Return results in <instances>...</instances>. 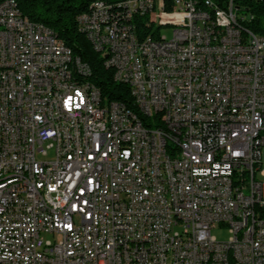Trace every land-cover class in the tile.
Masks as SVG:
<instances>
[{
	"label": "built area",
	"instance_id": "built-area-1",
	"mask_svg": "<svg viewBox=\"0 0 264 264\" xmlns=\"http://www.w3.org/2000/svg\"><path fill=\"white\" fill-rule=\"evenodd\" d=\"M190 1L76 16L136 110L75 80L67 59L89 66L0 4V264H264V34L250 27L264 0H207L229 20Z\"/></svg>",
	"mask_w": 264,
	"mask_h": 264
},
{
	"label": "trees",
	"instance_id": "trees-1",
	"mask_svg": "<svg viewBox=\"0 0 264 264\" xmlns=\"http://www.w3.org/2000/svg\"><path fill=\"white\" fill-rule=\"evenodd\" d=\"M23 14L32 21L39 22L52 29L64 44L70 48L71 55L86 63L90 72L85 70L81 73L74 67L72 76L75 80H87L91 85L98 88L108 100L121 101L136 110L130 91L124 84L116 83L112 77V69L105 67L104 57L91 45L86 35L77 27L76 16L79 13L87 12L96 0H15ZM103 3L115 0H99ZM205 0H198L204 7L212 10L213 6L205 5ZM222 1V0H219ZM255 18L250 27L254 32L264 34V4L252 3ZM218 7V6H217ZM166 9L170 10V3ZM211 16H215L211 12ZM135 30L138 37H143L149 29L144 26V16H136Z\"/></svg>",
	"mask_w": 264,
	"mask_h": 264
},
{
	"label": "bare ground",
	"instance_id": "bare-ground-1",
	"mask_svg": "<svg viewBox=\"0 0 264 264\" xmlns=\"http://www.w3.org/2000/svg\"><path fill=\"white\" fill-rule=\"evenodd\" d=\"M5 1H14L15 0H0V4L5 3ZM98 3H103L99 0H96L92 3V5L90 6V10H93V4H98ZM205 5H208V1L205 0L204 1ZM190 9H195V11L197 13H200V15L203 16H211V12H214L215 17H221V20H229V11H223V10H218L217 6H213L212 10H209L208 8L204 7V5L202 3H198V0L196 1H190ZM82 13H87V12H82ZM21 15L24 16V18H27V20H29L30 22H32L33 25H38V26H42V27H46L43 24L39 23V22H35L32 21L28 18V16H26L25 14H23L21 12ZM96 25H111V16H103L102 18H96ZM80 30L85 34L84 29ZM91 45L93 46V48L95 49V44L92 43V41H90ZM97 51V50H96ZM70 55H71V51H70ZM72 56V55H71ZM105 63V60H104ZM76 68V70H78L81 73H85L86 69L81 68L80 66H78V62L76 58H68L67 62H66V70H68L69 73H72L73 68ZM91 87H94L93 85H91ZM96 88V87H94ZM147 138H155V131H147Z\"/></svg>",
	"mask_w": 264,
	"mask_h": 264
},
{
	"label": "rangeland",
	"instance_id": "rangeland-1",
	"mask_svg": "<svg viewBox=\"0 0 264 264\" xmlns=\"http://www.w3.org/2000/svg\"><path fill=\"white\" fill-rule=\"evenodd\" d=\"M160 34L165 36V38H170L172 35V28L170 27H162L160 28ZM262 179H264V176H260ZM211 235L215 237L216 240L219 241H225L229 239L230 232L226 227H216L211 230ZM43 237L45 239H52L53 237L48 234H44Z\"/></svg>",
	"mask_w": 264,
	"mask_h": 264
}]
</instances>
